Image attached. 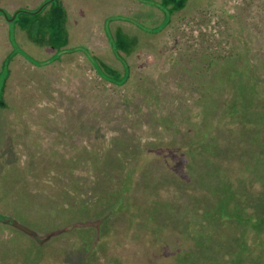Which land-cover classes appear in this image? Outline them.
I'll return each mask as SVG.
<instances>
[{"label": "rangeland", "instance_id": "374dc122", "mask_svg": "<svg viewBox=\"0 0 264 264\" xmlns=\"http://www.w3.org/2000/svg\"><path fill=\"white\" fill-rule=\"evenodd\" d=\"M235 1L229 0L232 11ZM95 2L0 0V104L12 106L0 105V264H264V93L230 103L233 114L225 119L226 111H218L198 124L197 93H185L193 109L180 120L168 114L176 88L155 101L140 80L111 92L85 78L109 107L99 106L92 90L78 127L66 116L74 107L60 91L74 84L64 82L62 64H46L82 41L94 54L107 53L101 17L93 15L103 7ZM119 4L124 14L147 9L130 0ZM150 12L153 20L162 15ZM243 12L247 22L254 17ZM263 19L253 20L258 31L241 36L251 41L252 64L255 49L264 48ZM111 24L129 26L120 19ZM175 28L176 40L167 27L129 48L132 76L158 85L156 73L170 69L181 40L194 50L210 39L193 24ZM164 77L159 85L167 93L171 76ZM90 90L84 87V94ZM26 103L43 108L31 114ZM245 109L246 117L235 116ZM67 118L77 133L68 132ZM119 138L129 144L121 146Z\"/></svg>", "mask_w": 264, "mask_h": 264}, {"label": "trees", "instance_id": "16d2710c", "mask_svg": "<svg viewBox=\"0 0 264 264\" xmlns=\"http://www.w3.org/2000/svg\"><path fill=\"white\" fill-rule=\"evenodd\" d=\"M50 1L51 0H49V2ZM119 1L109 0L108 4L105 3V0H96L95 2V5L103 7L102 10L94 12L93 15H99L97 19L101 17L98 21L101 22L103 38L107 46V53L105 55L92 53V49L88 44L82 41L74 46H64L65 49L62 50L61 53L65 50L67 51L65 58H60V56H58L51 59L50 62L46 64H50L53 60L62 64L63 68L60 72L63 73L64 82L69 83L70 79L74 84V86L72 88L70 87L67 91L64 88L60 91H64L63 96H61L74 107L72 110L66 108L64 112L69 119L78 125V127V118L81 116L80 111L84 109V98L90 96L93 93L92 90H95L94 92L97 94L99 106L103 105L104 108L109 107L107 104L101 103L103 99L100 97L98 87L90 90L88 86L84 84L85 78L86 80H99L98 82L100 84L105 86L108 85L106 88L107 90L110 89L109 91L111 92H116L115 88L119 90L125 88L129 81L138 82V80H140L138 87L141 86L144 89L145 85L150 97L155 101L158 97L170 94L168 92L174 93L176 90L173 89L176 88L179 97L177 98V103L173 108H170L168 114L174 116L177 113L180 120L185 119L187 114H190L193 109L191 99L184 98L185 93H197L198 105L196 112L200 115L197 121L198 124H200V119L208 120L214 113H218V111H226L224 114L225 119L227 114H233V111L227 110V106L230 103L233 106H237L240 102H248L251 98H256L264 93V48L255 49L254 54L258 58V63L252 64L246 53L247 47H249L247 45L251 41L249 38L241 37L245 33L249 34L252 31H258V25L256 22L254 23L253 20L259 17L264 18V0H236L240 3L235 7V9H237L236 11H232L229 0H205L204 5H202L203 3L198 4L200 6L195 3L192 4V0H130L132 3L133 1L137 2L140 6L142 5L147 8L144 13L140 11L133 15L129 12L124 14L125 12H123L120 4L117 5ZM190 2L192 5L191 7ZM179 3L181 4L176 9L169 6V4L174 6V4ZM106 5H108V11L104 10ZM155 8L160 9L162 15L159 19L153 20L150 16V10ZM179 9L187 11L172 18ZM117 10H120V12L117 13ZM197 11H200V13L197 14ZM211 11H213L212 14ZM243 11L253 13L254 17L249 19V22L243 20ZM203 12L207 13L208 16L202 19L204 16ZM105 18L107 21L103 22ZM116 19L125 22L126 26L129 25L128 29L111 24V22ZM192 24L200 37L209 34L210 39L204 41V38H202L199 44L197 43L194 48L195 51L189 48L192 46L188 39H186V41L179 39L181 41L175 48V57L173 58V64L170 69L167 68L163 75H158V73H156V83H158V85L147 78L144 79L139 76L136 78V76H132L129 64L126 61V56L131 52L129 48H132L135 42H139L140 37L143 36L144 38L148 37L147 35L149 34H158L163 31L162 29L170 27V30L168 29L166 32H170V34L173 33L174 36L172 37L176 40L177 35L175 33H177V28L175 27L178 25L189 26ZM119 28H121L120 31L122 32L127 31V35L130 36V39H127L124 33L117 34ZM261 29L264 33V24ZM165 45L167 44H162V46ZM166 47L163 48L165 49ZM207 49H209V51H206ZM78 52L81 53V57L73 55V53ZM195 52L197 57L194 56ZM259 64L263 67L259 68ZM167 74L171 76V78L165 81L164 85L169 84L171 89H168L166 93L164 87L160 85L165 78L164 76ZM78 82L80 84L79 87ZM84 87L90 91L84 94ZM53 95L58 96V98L62 100L58 92L53 93ZM122 102L124 101L122 100ZM122 104L127 108L128 105L126 103ZM0 105L6 106V110L12 108V106L6 105L5 103H1ZM26 105L30 107V104L26 103ZM13 106L18 107V105ZM41 108L43 107H30L29 113L32 114L33 109L37 111ZM208 108H210V111ZM145 110L147 111L148 109ZM235 114L234 115L239 118L243 117L244 114L245 117L248 115L247 109L244 111L237 110ZM215 116L217 117L219 115L216 114ZM68 118L66 125L68 132L70 134L77 133L70 128L73 124ZM125 119L127 118L125 117ZM169 121H171L170 116ZM216 123V125L220 124L218 123V119ZM181 124L183 123L178 122L176 125ZM224 126H229V124L223 125L222 127ZM89 127H92V129L99 128L94 126L93 122H90ZM111 138L117 139L118 137ZM119 143L121 146L129 144V142L125 141V138H123V140L119 138ZM147 163L153 164L154 161H148ZM144 168V171H146V164Z\"/></svg>", "mask_w": 264, "mask_h": 264}]
</instances>
